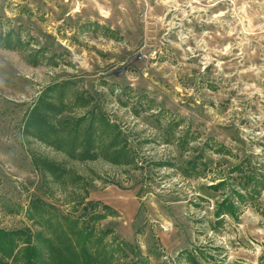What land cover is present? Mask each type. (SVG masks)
I'll list each match as a JSON object with an SVG mask.
<instances>
[{"label": "rangeland", "instance_id": "374dc122", "mask_svg": "<svg viewBox=\"0 0 264 264\" xmlns=\"http://www.w3.org/2000/svg\"><path fill=\"white\" fill-rule=\"evenodd\" d=\"M64 83V115H102L136 166L75 161L24 134L43 91ZM33 155L72 178H42ZM243 163L264 179V0H0L1 229L38 230L33 199L59 219L86 220L97 202L116 213L93 224L111 231L112 264H264V187L233 198L235 218L213 217Z\"/></svg>", "mask_w": 264, "mask_h": 264}, {"label": "trees", "instance_id": "16d2710c", "mask_svg": "<svg viewBox=\"0 0 264 264\" xmlns=\"http://www.w3.org/2000/svg\"><path fill=\"white\" fill-rule=\"evenodd\" d=\"M3 41L8 44L7 48H13L9 35ZM64 91L65 83L50 85L43 91L23 123L24 134L65 152L75 161H92L101 157L114 165L136 166L128 142L116 126L102 115L99 114L96 121L92 116L85 126L82 125L84 117L74 119L64 115L69 109L63 101ZM76 101L81 107L88 104L80 96ZM97 121L101 123L98 129L95 127ZM32 162L42 178H49L55 184L65 186L72 178L73 173L64 165L48 158L33 155ZM244 164L230 171L237 173L238 189L233 188L216 204L213 217L218 225L222 223L223 216L235 218L237 207L234 199L241 204L247 199L245 193L254 195L258 193V187H264L263 177L250 173ZM187 165L189 170H195L197 166L194 161ZM184 172L187 174V171ZM226 185V180H221L210 189L219 191ZM46 206L41 200L33 199L25 211V217L39 226L36 231L28 227L11 230L0 228V264H112L114 249L107 251L102 244L103 238L111 231H101L100 236L95 237L93 224L115 216L114 210L97 202H86L82 214L87 216L86 220L66 216L59 219L51 216ZM187 256L197 264L192 254Z\"/></svg>", "mask_w": 264, "mask_h": 264}]
</instances>
